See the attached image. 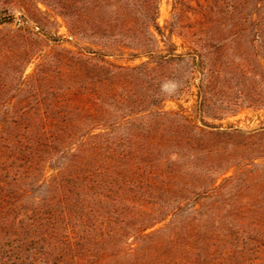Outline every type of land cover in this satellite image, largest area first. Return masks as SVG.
I'll use <instances>...</instances> for the list:
<instances>
[{"label": "rangeland", "instance_id": "rangeland-1", "mask_svg": "<svg viewBox=\"0 0 264 264\" xmlns=\"http://www.w3.org/2000/svg\"><path fill=\"white\" fill-rule=\"evenodd\" d=\"M247 12L245 0H0V108L8 110L0 118L51 119L44 109L79 85L67 77L81 67L86 90L93 89L86 107L98 111L105 136H192L183 151L203 147L193 177L207 184L215 171L205 168L223 169L215 184L225 187L193 201L199 212L179 214L264 216V26L252 27ZM60 46L86 50L88 59L69 62ZM157 109H183L199 126L225 133L208 141L177 130L173 116L151 115ZM202 189L188 181L178 194Z\"/></svg>", "mask_w": 264, "mask_h": 264}, {"label": "trees", "instance_id": "trees-1", "mask_svg": "<svg viewBox=\"0 0 264 264\" xmlns=\"http://www.w3.org/2000/svg\"><path fill=\"white\" fill-rule=\"evenodd\" d=\"M245 3V20L264 26V0ZM60 47L69 62L88 59L86 50ZM74 69L67 80L79 85L56 94L55 105L44 109L51 119L0 118V264H264V216L179 214L199 212L193 201L225 187L215 184L223 169L205 168L215 171L207 184L193 177L203 147L183 151L192 136H105L98 111L86 107L93 89L86 90L81 67ZM162 114L176 118L177 130L208 141L225 133L199 126L183 109L151 113ZM51 129L67 136L50 138ZM208 147L207 157L216 148ZM188 181L203 189L178 194Z\"/></svg>", "mask_w": 264, "mask_h": 264}]
</instances>
